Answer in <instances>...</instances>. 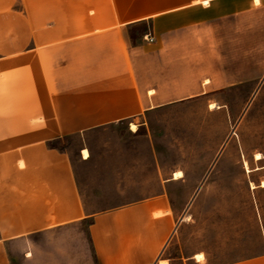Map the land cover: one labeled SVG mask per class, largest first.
<instances>
[{"label": "crops", "instance_id": "crops-1", "mask_svg": "<svg viewBox=\"0 0 264 264\" xmlns=\"http://www.w3.org/2000/svg\"><path fill=\"white\" fill-rule=\"evenodd\" d=\"M247 15L264 29V0H0V264L10 242L86 221L98 264H215L200 246L172 254L194 202L172 199L183 175L88 212L70 152L48 144L204 94L200 73L174 76L173 35ZM217 264H264V251Z\"/></svg>", "mask_w": 264, "mask_h": 264}, {"label": "rangeland", "instance_id": "rangeland-1", "mask_svg": "<svg viewBox=\"0 0 264 264\" xmlns=\"http://www.w3.org/2000/svg\"><path fill=\"white\" fill-rule=\"evenodd\" d=\"M205 36L173 35L169 59L175 77L191 70L203 83L208 79L204 94L58 145L71 154L88 212L156 194L163 178L182 170L181 182L170 186L172 199L192 195L194 202L188 234L179 244L174 236L172 254L200 246L196 258L217 264L264 251V29H249L247 15L214 24ZM213 102L219 107L210 108ZM132 124L140 129L134 132ZM87 225L12 241L10 262L98 264Z\"/></svg>", "mask_w": 264, "mask_h": 264}, {"label": "bare ground", "instance_id": "bare-ground-1", "mask_svg": "<svg viewBox=\"0 0 264 264\" xmlns=\"http://www.w3.org/2000/svg\"><path fill=\"white\" fill-rule=\"evenodd\" d=\"M219 105H217L216 103H211L210 104V108H212L213 109V107H218ZM137 125H135V124H132V126H131V128L133 129V130H137ZM84 152H86V150H84ZM88 157V152L86 153V155H84V158H87ZM256 157H258V156H256ZM183 175V172H182V170H180L179 169V171H175L174 173H173V177L174 178H179L180 176H182ZM262 186H264V181L262 182ZM202 254L201 253H199L198 255H196V257H199V256H201ZM165 263V261H160V264H164Z\"/></svg>", "mask_w": 264, "mask_h": 264}, {"label": "trees", "instance_id": "trees-1", "mask_svg": "<svg viewBox=\"0 0 264 264\" xmlns=\"http://www.w3.org/2000/svg\"><path fill=\"white\" fill-rule=\"evenodd\" d=\"M48 145H50L51 147L56 146V147H58L59 149L64 150V147L61 146V145H55V144H53V143H49Z\"/></svg>", "mask_w": 264, "mask_h": 264}]
</instances>
